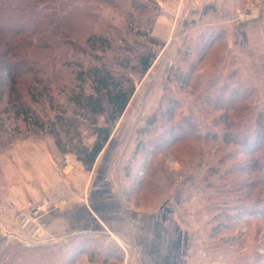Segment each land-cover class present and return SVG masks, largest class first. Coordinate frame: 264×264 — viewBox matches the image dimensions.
<instances>
[{"label": "rangeland", "instance_id": "obj_1", "mask_svg": "<svg viewBox=\"0 0 264 264\" xmlns=\"http://www.w3.org/2000/svg\"><path fill=\"white\" fill-rule=\"evenodd\" d=\"M78 1L83 36L98 32L114 40L115 52L106 59L128 62L125 71L136 80L133 98L90 171L101 191L90 188L89 202L116 224V191L123 188L127 207L163 218L157 225L161 246L134 244L124 255L92 234L49 238L44 222L75 200L65 170L75 156L61 155L51 137H27L0 153V264H264V148L247 157L240 142H227L241 125L255 127L260 113L264 125V0H140L147 7L142 13L130 0ZM128 11L133 32L121 36L114 29H125ZM152 37L164 47L152 45ZM146 47L157 58L141 74L136 59ZM46 150L61 158V180L47 198L23 202L30 179L21 167ZM104 194L112 200L104 202ZM87 202L85 195L82 207L69 208V218L86 220Z\"/></svg>", "mask_w": 264, "mask_h": 264}, {"label": "trees", "instance_id": "obj_2", "mask_svg": "<svg viewBox=\"0 0 264 264\" xmlns=\"http://www.w3.org/2000/svg\"><path fill=\"white\" fill-rule=\"evenodd\" d=\"M130 1L138 13L147 8L140 0ZM81 6L78 0H0V153L19 139L51 137L61 155H74L90 172L109 143L136 80L125 71L128 62L106 59L115 52L114 40L98 32L83 36ZM127 15L125 33L120 24L114 29L121 36L133 30V13ZM135 34L140 35L139 28ZM149 42L164 47L155 37ZM82 55L90 59L84 62ZM156 58L147 47L139 51L138 71L146 74ZM261 115L255 127L241 125L237 137L227 135L228 143L244 146L247 157L264 148Z\"/></svg>", "mask_w": 264, "mask_h": 264}, {"label": "crops", "instance_id": "obj_3", "mask_svg": "<svg viewBox=\"0 0 264 264\" xmlns=\"http://www.w3.org/2000/svg\"><path fill=\"white\" fill-rule=\"evenodd\" d=\"M160 31L158 32L159 36L160 34H163L162 31L161 33ZM161 37H163V35ZM27 158L29 159L28 163L22 166L21 169L27 170V172L24 171L25 173L22 172V174L23 176H26L28 179H30V185L27 186V189L25 187L23 188V190L26 191L23 195L24 198L22 199L21 197H18L23 202H39L47 198V196L49 195L48 192L50 188L61 180V171L58 165V161H60L61 158L54 157L52 153L47 150L42 151L41 153L36 152V157ZM69 158L71 159V165L67 166L65 170L70 172L68 179L75 188V200H71L70 202L73 203L69 202L67 203V205L71 204L69 205V208L75 206V208L73 207V209L77 210V208L82 207V205L78 204H81L83 202V198L86 195V199L88 201L86 204L88 205V207H86V209L88 208L89 214L87 218L88 220H79L81 218H77V216H71L72 218H69L71 214L69 212H71L72 209H70L69 211L68 206L65 205L66 209H62V211H59L58 213L47 219L46 222H44L45 231L47 232V235H49V238L54 240L62 239L69 235L74 236L75 234H78V236H87L89 234H92L93 236H100L106 238L107 240H109V242L114 243L116 246L119 247V251L122 252L124 255L128 253V249H131V246L134 244L137 245L138 249L145 250H149L150 248H152L154 242L156 243V246H161V241H159L158 238L163 237V234L161 233L160 229L159 233V231L157 230V225L163 224V218L161 220L160 218L153 219L152 217H149L154 220V223H152L151 225L153 226L152 229H146L145 223L149 219L148 216L150 215H148V213L142 207H132L136 210L131 211V206L129 208L126 205V196L124 195V190L122 188L120 191H116V194L119 199L117 203L118 210L117 208L114 209L117 211V214L119 215L120 219L119 222H117L116 224H111V222H109V220H107V218L100 213L98 207L96 208L93 202H89V196L87 194H89L90 188H95L93 190L97 192L101 191V188H96V186L93 185V172H87L84 166L76 159V157ZM19 184L23 185V181L19 182ZM113 189L116 190L117 188L113 187ZM127 195L129 196V199L127 198V200H129L131 203L132 198L130 197H132V195ZM107 197L109 196H103L104 202L111 198ZM93 199L96 200L97 198L94 197ZM110 200H112V198ZM107 207H109V205ZM149 244L151 246H149Z\"/></svg>", "mask_w": 264, "mask_h": 264}]
</instances>
